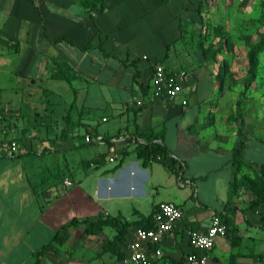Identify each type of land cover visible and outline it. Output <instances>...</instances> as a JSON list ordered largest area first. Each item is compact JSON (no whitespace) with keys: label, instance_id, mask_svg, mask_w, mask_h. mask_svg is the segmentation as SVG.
I'll use <instances>...</instances> for the list:
<instances>
[{"label":"crops","instance_id":"obj_1","mask_svg":"<svg viewBox=\"0 0 264 264\" xmlns=\"http://www.w3.org/2000/svg\"><path fill=\"white\" fill-rule=\"evenodd\" d=\"M31 4L7 3L12 57L0 54V264H121L133 229L161 202L185 211L156 247L164 259L194 251L188 231L206 229L217 213L229 234L217 239L208 264H264L263 213L248 208L252 191L231 185L242 143L206 125L200 108L209 91L199 94L191 76V90L176 102L153 97L155 63L181 67L166 57L169 38H160L158 23H145L143 0H106L97 13L75 0ZM150 129L162 134L179 175L138 157V142L128 138ZM92 159L103 162L87 165ZM101 216L135 224L106 249L117 230L89 234L82 224ZM73 220L58 244L56 232ZM48 244L54 249L39 255Z\"/></svg>","mask_w":264,"mask_h":264},{"label":"rangeland","instance_id":"obj_2","mask_svg":"<svg viewBox=\"0 0 264 264\" xmlns=\"http://www.w3.org/2000/svg\"><path fill=\"white\" fill-rule=\"evenodd\" d=\"M9 1L3 0L0 4V54L5 60L12 57L4 44L9 37L8 27L4 26ZM30 1L32 9L36 10L34 0ZM75 1L91 12L100 11L99 3L96 8L92 7L96 0ZM262 1L143 0L145 23H158L160 38H169L166 57L191 73L200 84L199 94L209 91L207 101L200 108L206 125L214 126L225 139L234 134L239 145L243 143L236 176L241 187L246 180H258L264 169V52L258 57L253 81L246 86L250 76L249 52L264 30L259 21ZM35 2L44 3V0ZM96 146H88L87 151ZM249 201L245 199L248 205ZM256 212L261 214V210ZM261 223L264 226L262 220Z\"/></svg>","mask_w":264,"mask_h":264},{"label":"built area","instance_id":"obj_3","mask_svg":"<svg viewBox=\"0 0 264 264\" xmlns=\"http://www.w3.org/2000/svg\"><path fill=\"white\" fill-rule=\"evenodd\" d=\"M146 58V56H145ZM191 73L184 69H168L162 63H155L153 69V97L176 102L181 95L191 90ZM183 105L188 99L182 100ZM1 117V115H0ZM86 141H91V136L86 135ZM9 151H17V142L11 141ZM117 156H111L115 160ZM66 185H71L70 179L65 180ZM185 211L175 202L159 203L152 214V227L137 226L132 231L126 254L121 264H171L164 259L163 251L156 248L184 219ZM229 229L223 218L212 213L210 223L206 229H190L188 241L194 251L185 255L187 264H208L209 252L214 248L219 237H226Z\"/></svg>","mask_w":264,"mask_h":264},{"label":"trees","instance_id":"obj_4","mask_svg":"<svg viewBox=\"0 0 264 264\" xmlns=\"http://www.w3.org/2000/svg\"><path fill=\"white\" fill-rule=\"evenodd\" d=\"M97 3L100 4V11H103L106 8V5H107L106 0H96V3L92 7L96 8ZM261 8L262 9H261V14L259 16V21L264 28V0L262 1ZM262 52H264V30H263V33L261 35V39L259 40V42L256 45H254L253 48L249 52L248 71H249L250 76L247 80L246 86L250 85V83L254 79V76L256 74V69H257V60H258L259 55ZM161 137H162L161 133L155 132L154 130L150 129V130L139 132V133L136 132L133 135H131L128 139L133 138L138 142V146L136 147L135 151L138 157L142 160L144 165H149L152 161H158V162H161L170 172L179 175L180 174V164L178 163V160L169 151V149L165 145L158 142V139H160ZM141 138H144L145 141L139 142ZM105 140L106 142L112 143L114 142V137H108L107 139L105 138ZM243 150H244V145L242 143L241 147L236 149L235 152L233 153V162L235 163L236 168L238 170L240 169ZM106 154L107 153L101 154L99 157L104 159ZM125 154L126 152L124 153V155ZM92 162L101 163L103 161H100L99 159H92L87 163V165H90ZM231 185H232V188L235 189L238 186V179H234ZM245 187L249 189L250 191H252L254 194V198L250 201L248 208L256 209V210L260 209L261 212L263 213L262 220L264 222V169L261 170L258 180L256 181L246 180ZM224 221L227 223L226 220ZM75 223H77V221L75 220L69 223H66L56 232L55 241L58 244H62L65 241V239L67 238L68 228ZM82 224L85 225V232L89 234H98L106 226L114 227L117 230L116 237L113 240H110L107 243H105V248L110 249L117 245V240L121 239L124 236L125 232L127 231L128 227L131 225H134L135 222L123 220L121 216H119L118 219L117 218H106V217L101 216L97 220H94V221L84 220L82 221ZM152 224L153 222H152V215H151L148 217H143L141 219V223H138L137 226H142L144 228H150L152 227ZM54 247L55 245L48 244L38 254L44 255L46 252L54 249ZM169 261L171 264H187L185 261V256L179 259H170Z\"/></svg>","mask_w":264,"mask_h":264}]
</instances>
